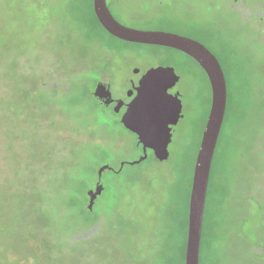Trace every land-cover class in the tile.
<instances>
[{
  "label": "rangeland",
  "instance_id": "1",
  "mask_svg": "<svg viewBox=\"0 0 264 264\" xmlns=\"http://www.w3.org/2000/svg\"><path fill=\"white\" fill-rule=\"evenodd\" d=\"M88 3L0 0V264H181L193 167L211 102L209 80L181 51L106 34ZM107 5L125 26L197 39L220 60L227 103L199 264H264V210L252 198L260 169L264 59L250 56L254 16L251 23L236 10L264 9V0ZM157 66H170L179 76L174 89L183 108L168 158L125 165L113 196L99 197L90 213L86 194L98 170L139 155L135 135L91 95L97 74L114 98H122L136 79L134 69ZM111 174L103 171V180Z\"/></svg>",
  "mask_w": 264,
  "mask_h": 264
},
{
  "label": "water",
  "instance_id": "2",
  "mask_svg": "<svg viewBox=\"0 0 264 264\" xmlns=\"http://www.w3.org/2000/svg\"><path fill=\"white\" fill-rule=\"evenodd\" d=\"M92 8L99 24L111 36L129 43L163 46L181 51L196 61L209 80L211 102L193 167L184 254V264H199L209 176L227 103L226 79L221 65L203 44L194 39L172 32L141 30L121 24L109 10L107 0H92ZM178 81L179 76L170 66L149 68L139 80L137 93L122 117L124 126L137 134L143 150L152 149L155 158L160 161L166 160L169 155L170 126L182 117L181 100L177 94L168 93ZM100 87L98 86L96 95L100 93ZM103 169L104 167L98 170V175ZM98 193L99 185L91 194L89 206Z\"/></svg>",
  "mask_w": 264,
  "mask_h": 264
},
{
  "label": "flooded vegetation",
  "instance_id": "3",
  "mask_svg": "<svg viewBox=\"0 0 264 264\" xmlns=\"http://www.w3.org/2000/svg\"><path fill=\"white\" fill-rule=\"evenodd\" d=\"M236 10L245 19H250L251 15L254 16L255 23H252V21L254 20L250 19L252 23L250 27L252 28V30L255 31V33H252L251 35L250 34L247 35L248 38H250L249 39L250 44L248 45L251 48V55H250L251 58H255L256 60L262 62V60L264 59V9H262L261 5L254 6L252 9H250V7L246 9L245 6L241 7L239 5L238 7H236ZM194 40L203 44L201 41L197 39H194ZM203 45L217 58L223 70L222 64L220 60L218 59V57L214 54V52L208 46H206L205 44ZM252 69L253 67H250L248 64L247 72L250 73ZM147 70L140 71L139 69H134L133 75H135L136 79L131 78L129 80V84H130L129 90L127 91L126 96L122 98H114L112 96L109 84L107 83V81L102 79L103 77L101 76L100 73L97 74V78L95 79L94 87L91 90V95L96 99V101L101 106L109 110L112 118L116 119L118 124L121 125L122 128H124V130H128L129 132L135 135L136 140H137V148L139 149V155L136 159H133L130 161H123L121 164L119 163L118 168L112 166L109 163L104 164L102 166L104 167V169L102 170L100 175H98V172H97L96 182L94 183V186L92 188L88 189L87 194H86L87 211L90 213L92 212L91 210H92L93 204L99 197L103 196L105 198V201H108V199H110L113 196L111 190H114L116 188L117 181H118L116 177L119 173H121L125 165L131 166V165H136V164L145 162L148 159H156L154 156L153 150L150 148H146L145 150H143V145L139 142L137 134L132 132L128 128H126L122 122V117L128 108V104L130 103V101L134 98V96L137 93L136 87L139 84V80L146 73ZM262 81L264 82V78H262ZM176 84L171 89L168 90V93L172 95L177 94L178 98L180 99L179 92L174 89ZM98 86H101L100 87L101 89H100V93L96 95V90ZM182 110H181V113H182ZM260 114L261 115L259 118V143H258L259 144L258 152H259L260 169L258 172V182L255 184L254 190L252 192L253 193L252 198L264 210V99L260 103ZM181 119L182 117L178 119L176 124L170 126L171 137L175 131L176 125L179 123ZM98 141L101 142L100 139ZM141 157H144V158L138 163H135V161L139 160ZM103 171H111L112 173L111 176L107 180L106 179L103 180L102 178ZM98 185L100 186V193L96 194V196L93 198L91 206H89L91 194L96 191V187ZM254 195H257V196H254ZM103 205H106V204H102V206ZM261 251L264 252V245H263V248H261ZM244 256H246L250 261L252 260L251 255L245 254Z\"/></svg>",
  "mask_w": 264,
  "mask_h": 264
},
{
  "label": "trees",
  "instance_id": "4",
  "mask_svg": "<svg viewBox=\"0 0 264 264\" xmlns=\"http://www.w3.org/2000/svg\"><path fill=\"white\" fill-rule=\"evenodd\" d=\"M88 6H89V9H90V11H91L93 17H94L95 22H96V23L102 28V26L99 24V22H98V20H97V18H96V16H95V14H94V12H93V8H92V0H89ZM102 29H103V28H102ZM103 31H104L106 34L110 35V34L107 33L104 29H103ZM210 172H211V171H210ZM185 227H186V228H185V230H186V229H187V221H186V226H185ZM185 244H186V231H185V238H184V249H185ZM184 254H185V250H184ZM184 254L182 255L181 264H184Z\"/></svg>",
  "mask_w": 264,
  "mask_h": 264
}]
</instances>
